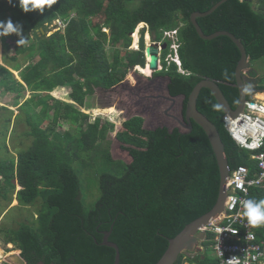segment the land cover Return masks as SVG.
<instances>
[{
  "label": "trees",
  "instance_id": "trees-1",
  "mask_svg": "<svg viewBox=\"0 0 264 264\" xmlns=\"http://www.w3.org/2000/svg\"><path fill=\"white\" fill-rule=\"evenodd\" d=\"M217 1L46 0L41 7L24 12L19 0H0V21L11 19L21 26L18 33L0 35L4 49L10 47L5 39L12 37L14 50L8 55L10 63L0 64V94L14 92L22 97L12 106L23 111L20 115L27 128L22 133L29 139L15 158L0 157V200L8 199L17 184L18 205L39 203L30 216L5 228L2 237L4 243L20 250L27 264H112L114 248L101 243L106 230H110L108 239L119 248V264H153L169 238L214 205L219 188L217 161L197 123L192 121L190 131L165 125L149 129L143 126L142 116L132 115L112 137L119 142L121 156L117 157L108 137L114 124L100 117L91 121L80 107L94 106L96 88H111L134 66H145L143 33L148 31L152 41L166 42L159 55L161 69L152 76H165L168 94L179 98L174 117L184 121L187 97L204 77L214 79L235 108L238 48L225 35L202 39L190 21L191 12L205 11ZM57 18L66 25L53 30L51 24ZM140 22L145 26L139 49L126 52L130 33ZM197 23L205 34L223 29L240 38L249 62L264 59V0H225L198 17ZM171 28H178L180 71L167 58L175 50L169 49L170 39L163 31ZM119 41L123 49H118ZM107 42L109 50L105 49ZM20 54L28 59L24 65L18 62ZM246 71L242 78L247 88L251 85L246 92L250 98L252 89H264V71L260 75L252 67ZM57 86L71 88L72 103L50 94ZM152 88L153 84L146 87L147 91ZM196 106L217 127L230 168L245 165L252 174L254 160L224 128L223 111L207 88H201ZM1 109L12 115L6 105H0ZM10 118L3 117L1 139L6 152ZM60 123L67 125L62 133L55 130ZM81 153L98 155L103 167L100 194L90 208L84 205L73 164ZM250 198L264 200L263 188L252 187ZM256 233L263 237L264 228ZM204 238L200 250L180 253L174 264H214L213 233H204Z\"/></svg>",
  "mask_w": 264,
  "mask_h": 264
},
{
  "label": "rangeland",
  "instance_id": "rangeland-1",
  "mask_svg": "<svg viewBox=\"0 0 264 264\" xmlns=\"http://www.w3.org/2000/svg\"><path fill=\"white\" fill-rule=\"evenodd\" d=\"M145 26L143 22L136 25L133 31L130 33L131 43L124 50H138L140 31ZM50 29V25L48 27ZM54 30V29H53ZM107 32V28H103ZM51 31L48 32V34ZM32 36V34H31ZM148 36V38H147ZM6 44L10 47L3 48V42L0 41V64H9L10 60L8 55H12L13 40L12 37H7ZM148 40V41H147ZM152 42L151 36L148 32L143 33L144 46ZM105 49L109 50L108 42L105 44ZM118 49H123L121 41L118 43ZM124 51L122 50V53ZM3 55H6L5 59ZM145 56V55H144ZM172 57L173 54H172ZM38 56H35L32 60H36ZM27 58L22 56L18 57L20 65H24L27 62ZM147 61V58L145 57ZM264 59H258L250 62V67L257 69L258 72L264 69ZM249 67V68H250ZM161 68L160 65L158 67ZM247 68V69H249ZM247 73V71L245 70ZM261 73V72H260ZM167 79L165 76L162 78H155L152 76V72L148 74L143 73L141 66H134L124 77V79L115 86L102 89L96 88L92 95V101L94 106L80 107V109L89 115V119L92 121L95 117H100L102 120H109L114 124V129L109 132V138H111L110 150L115 156H121L118 148L119 142L112 140L115 131L121 129L122 122L132 115H140L144 118L143 126L145 128L153 129L156 126L165 125L171 128L172 126H179L184 129L183 126L174 118L175 108L179 106V98L171 97L167 92L166 84ZM153 84V88L147 91L146 87ZM71 88L69 86H57L51 91V95L61 101L72 103L69 98V92ZM158 94L155 96H146L145 94ZM25 97L29 96V92H25ZM157 98V99H156ZM174 99V101L172 100ZM17 99L18 102L22 100V97H16V93H4L0 94V105H6L9 110H12V115L8 110H0V157L13 156L15 158L18 149L24 147L29 139L22 133L25 130L26 123H24L22 110L17 106H12V102ZM156 99V101H155ZM78 107V106H77ZM39 110V106L36 107V111ZM165 112V113H164ZM51 114V112H50ZM10 115V125L6 132L5 142L7 143V152L2 146V130L3 117ZM23 119V120H22ZM47 120L42 123L45 126ZM67 128L65 123L56 124V132L62 133ZM245 150V149H244ZM248 154L250 151L246 150ZM123 157V156H122ZM127 158V157H124ZM73 164L78 171L81 192L84 205L86 208H90L99 197V175L102 171L101 158L98 155L88 157L85 153H81L80 157L74 159ZM20 187L16 184L12 193L9 194V198L6 200H0V264H10L11 256L19 254L20 250L16 249L11 243H4L3 234L5 228H12L17 225L18 221L25 219L36 211L39 203L35 205H18L16 199V192ZM201 234H199L200 236ZM198 236V239H199ZM194 251L189 250L186 254L193 253L201 249V245L194 246ZM191 251V252H190Z\"/></svg>",
  "mask_w": 264,
  "mask_h": 264
},
{
  "label": "built area",
  "instance_id": "built-area-1",
  "mask_svg": "<svg viewBox=\"0 0 264 264\" xmlns=\"http://www.w3.org/2000/svg\"><path fill=\"white\" fill-rule=\"evenodd\" d=\"M51 25L53 29L63 28L66 21L57 18ZM174 33L175 30L165 32L167 36ZM177 46L171 44L174 50ZM173 59L178 61L177 57ZM223 121L239 147L257 150L250 155L255 159L256 170L250 174L247 166L239 165L230 171L224 210L201 231L214 234L213 248L218 259L215 264H253L263 256L264 246L253 242L255 231L247 223L243 203L249 199L251 187L264 190V98L245 100L241 111L235 116L224 113Z\"/></svg>",
  "mask_w": 264,
  "mask_h": 264
},
{
  "label": "water",
  "instance_id": "water-1",
  "mask_svg": "<svg viewBox=\"0 0 264 264\" xmlns=\"http://www.w3.org/2000/svg\"><path fill=\"white\" fill-rule=\"evenodd\" d=\"M225 0H218L209 9L205 11H193L190 14V21L193 24L197 34L202 39H212L219 35L228 36L232 42L236 45L240 52V57L234 69V75L236 80V87L238 89V100L235 108H231L221 89L219 88L217 82L214 79L204 77L199 80L191 89L186 103H185V113L184 121L182 126L187 128L189 131L192 129V121L197 123L207 135L212 152L217 161L218 171H219V188L218 196L214 205L205 213L186 223L183 228L173 237L168 239V244L163 252V254L158 258V260L153 264H174L180 253L186 250H193L197 243L198 230L209 223L211 220L218 217V215L223 211L224 202L227 195L226 181L229 177L230 166L224 149V143L220 137L219 131L215 124L209 120L203 113H201L196 106V99L201 90V88H207L217 101L221 110L224 113H229L234 115L239 110H241L244 101L246 99V85L243 81L242 75L244 71L248 68V56L245 47L240 40L233 33L227 30H216L210 34H205L199 24L197 23V18L205 16L215 10L221 3ZM166 47V43L163 42L158 45L156 42H151L144 47V55L147 58V64L150 71L154 72L158 69L159 64V51ZM174 101V99L172 98ZM110 230L103 231V236L101 243L114 248V260L112 264H119V248L117 244L108 239ZM10 264H27V261L19 254H14L11 256V260L8 261Z\"/></svg>",
  "mask_w": 264,
  "mask_h": 264
},
{
  "label": "clouds",
  "instance_id": "clouds-1",
  "mask_svg": "<svg viewBox=\"0 0 264 264\" xmlns=\"http://www.w3.org/2000/svg\"><path fill=\"white\" fill-rule=\"evenodd\" d=\"M8 2L9 3H12V0H8ZM46 2V0H19V7L24 11V12H28V11H31V10H33V9H37V8H39V7H41L44 3ZM31 5V6H30ZM144 23V22H143ZM21 30V26L17 23V24H13V22L11 21V19H9L6 23L5 22H3V21H0V35H9V34H12V33H18L19 31ZM172 30H175V33L174 34H172V35H170V36H167L166 34H165V32H167V31H172ZM177 31H178V28H171V29H168V30H165V31H163V35L164 36H166V37H168L169 39H170V44H169V49L170 48H172L173 49V47H171V44L172 43H179L178 42V39H177ZM146 32H148V31H146ZM152 42H156L158 45H160L161 43H163V42H165V41H152ZM20 43H23V41H20ZM166 43V42H165ZM178 47V46H177ZM163 50V49H162ZM160 53H161V50L159 51V55H160ZM173 56L174 57H177V59H178V61L177 60H175V59H173L174 57H172V55H170V54H168L167 55V58H168V61L170 62V61H174L176 64H177V68H178V70L180 71L181 70V68H180V60H179V57H178V54H177V49L175 50V52L173 53ZM171 57V58H170ZM146 64H147V61H146ZM145 64V65H146ZM159 65H160V67L162 66L161 65V62H160V58H159V64H158V67H159ZM136 66H139V65H136ZM159 69V68H158ZM157 69V70H158ZM161 69V68H160ZM151 72V71H150ZM245 72V71H244ZM251 89V85H249L248 86V88H247V85H246V89H245V91L247 92V91H249ZM253 91H258V90H255V89H252V91H251V94H252V92ZM249 99H256V100H263V98H260V99H258V98H253V97H250V98H247L246 97V99L245 100H249ZM237 105V104H236ZM218 107V106H217ZM242 108H243V106H242ZM242 108H241V110H242ZM234 109V108H233ZM241 110H239V111H241ZM238 111V112H239ZM227 114H229V113H227ZM237 113H235L234 115H231V114H229L230 116H235ZM223 115H224V112H223ZM223 115H222V122H223V126H224V128L226 129V131L228 132V130H227V128H226V126H225V124H224V121H223ZM179 123H180V125L182 126V122L180 121V120H182V119H179V118H177V117H174ZM228 134L230 135V133L228 132ZM230 137L232 138V136L230 135ZM233 139V138H232ZM234 140V139H233ZM235 142V141H234ZM236 143V142H235ZM237 145V144H236ZM238 146V145H237ZM239 147V146H238ZM241 148V147H240ZM241 149H245V148H241ZM245 150H248V151H250V155L251 154H253L254 152H256L257 150H252V149H245ZM251 159H253V158H251ZM254 161H255V159H253ZM234 169V168H233ZM232 169L230 168V171H231ZM253 173V172H252ZM229 175H230V173H229ZM253 187H255V186H253ZM252 188V187H251ZM250 188V189H251ZM226 200V199H225ZM224 205H225V202H224ZM243 208H244V216H245V218L247 219V223H248V225L249 226H251L252 227V229L255 231V239L253 240V242L254 243H256V244H261L262 246H264V235H263V237H257V233H256V229H258V228H264V200H256V199H253V198H250V199H247V200H245L244 201V203H243ZM223 210H224V208H223ZM223 212V211H222ZM221 212V213H222ZM220 213V214H221ZM219 214V215H220ZM219 215H218V217H219ZM217 218V217H216ZM215 218V219H216ZM215 219H213V220H215ZM213 220H211V221H213ZM210 221V222H211ZM209 222V223H210ZM209 223H207V224H209ZM207 224H205V225H207ZM204 225V226H205ZM204 226H202V227H204ZM202 227L198 230V234H197V243H196V245H201V243H202V241L203 240H205V238H204V233H206V232H211V231H201V229H202ZM199 234H201L200 236H199ZM214 235V234H213ZM198 236H199V239H198ZM212 240H213V238H212ZM195 245V246H196ZM212 245H214V241L212 242ZM195 248V247H194ZM202 248V247H201ZM212 249H213V252H212V255L214 256V258H215V263L217 262V257H216V255H215V250H214V248H213V246H212ZM264 250V249H263ZM186 251H188L189 252V250H186ZM186 251H183V252H186ZM191 251H194V249L193 250H191ZM190 251V252H191ZM262 262H264V254H263V256H259L258 258H257V260H255L254 261V263L253 264H261ZM214 263V264H215Z\"/></svg>",
  "mask_w": 264,
  "mask_h": 264
},
{
  "label": "crops",
  "instance_id": "crops-1",
  "mask_svg": "<svg viewBox=\"0 0 264 264\" xmlns=\"http://www.w3.org/2000/svg\"><path fill=\"white\" fill-rule=\"evenodd\" d=\"M262 64H264V62L262 63ZM264 70H261L260 72H259V75L260 74H262V72H263ZM51 93V92H50ZM258 93H261V96H258ZM251 97H253V98H258V99H260V98H264V89H261V90H258V91H253L252 92V94H251ZM254 167L256 168V164H255V161H254ZM256 187V186H255ZM211 255H212V252H211ZM261 264H264V262H262Z\"/></svg>",
  "mask_w": 264,
  "mask_h": 264
},
{
  "label": "bare ground",
  "instance_id": "bare-ground-1",
  "mask_svg": "<svg viewBox=\"0 0 264 264\" xmlns=\"http://www.w3.org/2000/svg\"><path fill=\"white\" fill-rule=\"evenodd\" d=\"M147 38H148V36H147ZM148 41V40H147ZM148 44V43H147ZM248 62H249V60H248ZM250 67V62H249V66H248V68ZM141 69H142V72L143 73H146V74H148L149 72H150V69H149V67H148V65H145L144 67H142L141 66ZM217 102V101H216ZM218 104V103H217ZM258 231V230H257Z\"/></svg>",
  "mask_w": 264,
  "mask_h": 264
}]
</instances>
